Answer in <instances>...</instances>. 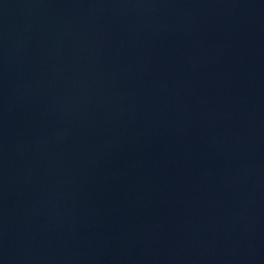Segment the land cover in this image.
Segmentation results:
<instances>
[{
  "label": "water",
  "instance_id": "water-1",
  "mask_svg": "<svg viewBox=\"0 0 264 264\" xmlns=\"http://www.w3.org/2000/svg\"><path fill=\"white\" fill-rule=\"evenodd\" d=\"M0 264H264V0H0Z\"/></svg>",
  "mask_w": 264,
  "mask_h": 264
}]
</instances>
